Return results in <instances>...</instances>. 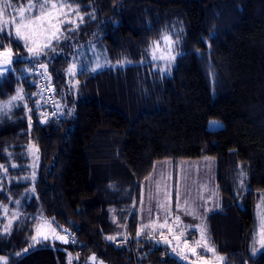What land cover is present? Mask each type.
Here are the masks:
<instances>
[{"label": "trees", "instance_id": "trees-1", "mask_svg": "<svg viewBox=\"0 0 264 264\" xmlns=\"http://www.w3.org/2000/svg\"><path fill=\"white\" fill-rule=\"evenodd\" d=\"M52 1L85 20L40 58L43 71L23 41L0 32V51L15 54L13 69L0 73V104L17 90L23 97L0 112V255L9 264H75L78 256L188 264L140 236L143 182L157 162L214 158L223 207L207 218L209 242L224 264H264V251L254 254L264 194V0ZM167 33L179 56L161 74L151 49ZM93 45L127 65L83 71L72 89L68 68ZM40 73L56 89L53 105ZM13 211L21 216L8 224ZM40 218L74 234L75 244L35 243ZM122 237L129 241L117 244Z\"/></svg>", "mask_w": 264, "mask_h": 264}, {"label": "rangeland", "instance_id": "rangeland-1", "mask_svg": "<svg viewBox=\"0 0 264 264\" xmlns=\"http://www.w3.org/2000/svg\"><path fill=\"white\" fill-rule=\"evenodd\" d=\"M7 2L11 6L4 9L2 19L9 20L15 16L18 20V14L14 11V9L18 7L12 4L10 0H7ZM32 2L36 3L35 1ZM52 2L57 4L63 2L65 5H69L64 1ZM4 3L5 0L0 1V5ZM23 6L26 7L27 4ZM71 8L77 10L69 16V19L75 20V24L61 25L62 35L60 37V41L65 35H67L70 28L77 29V27L85 20V14H83L80 9L75 6H71ZM65 10L67 11V8ZM33 15H36L35 11H33ZM8 31H12L11 24L8 25ZM165 37H170V39L166 40L164 39ZM39 42L42 41H38V43ZM52 43L53 45L56 44L55 41H52ZM151 52V61L153 62L155 68L159 70L161 74H170L175 66L176 59L179 56V50L174 36L171 33L162 35L161 38L153 45ZM153 52L157 59L152 58ZM12 53V61H14L15 54L13 50ZM170 56L174 57V59L169 60L168 57ZM160 57H163V59H160ZM28 58L33 59L29 53ZM73 65H75L74 68ZM97 65H99V67H97ZM126 65L127 62L113 63L110 59H108L106 53L102 49L93 45L90 48L82 50L79 55L75 57L73 63L68 68L67 75L72 89H77L79 86L78 74L83 71L96 73L113 66L116 67ZM37 68L39 71L44 70V67L38 66ZM70 68H72L71 72L69 71ZM93 68L96 70L92 71ZM0 69H5L2 73H6L9 69H13V65H0ZM16 102L17 101L13 102L10 100L6 103L0 104V112L4 109L14 108ZM8 105L10 106L5 108V106ZM39 156L40 154L38 148L35 146L32 153L34 168L38 167ZM160 203H164L165 209H170L171 218L168 220L167 225H165L164 222L169 213H167L165 209H161L159 207ZM222 207V196L217 184V161L214 158H203L197 161L183 160L175 162L173 160H167L157 162L152 175L143 182V199L140 208V225L138 232L140 236L151 234L158 240V242L160 241L164 243L165 239L172 241L171 244H164L168 245L175 255L181 254L186 257L185 259L188 264H201L200 260L197 258L198 256H202L204 260L213 261V264H224L225 259L222 255L218 254L216 251L215 254L210 252L205 253V249L203 247H196L198 250H196L197 253L195 252L194 254V260L187 258V256L193 254L191 248L195 247V245L192 244V241L198 240L195 239L194 235L189 233L190 228H193L200 233V227H203L206 230V243L214 249L209 242V232L206 219L210 214L220 211ZM189 211L193 212L194 215H187L186 212ZM13 213L16 215H12L11 217L5 215L8 224L9 221H16L13 219L16 217V219H18L21 216L19 211H13ZM262 214H264V194L262 195L256 209L257 231L255 234L254 254L264 251V247H261L258 242V229ZM177 216L179 217V221L176 220ZM177 224H179L183 230H189L184 232L185 236L181 237L179 242L174 239V234H178ZM37 229H39L40 235H37ZM169 229H171V231H169ZM43 235L48 236L47 241H56L66 244L64 241L56 239L57 236H62L61 230L56 224H54L53 221L46 218H40L36 226L34 236H37V239L43 242ZM185 238L189 244V247L187 248L184 247ZM200 239L201 238H199V240ZM128 241L127 237H122V239L115 242L122 245ZM219 257H223V260H219ZM72 260L73 257L71 258V261Z\"/></svg>", "mask_w": 264, "mask_h": 264}, {"label": "snow or ice", "instance_id": "snow-or-ice-1", "mask_svg": "<svg viewBox=\"0 0 264 264\" xmlns=\"http://www.w3.org/2000/svg\"><path fill=\"white\" fill-rule=\"evenodd\" d=\"M11 5L5 0V3L0 5V32H6L8 35H15V37L18 40H21L24 42L27 52L30 54V56L36 61L34 64V67H46L44 65L40 64V58L47 56V51H55V47L52 43V41H55L56 43H59L60 37L62 35L61 32V25L63 24H69L74 25L75 20L69 19V16L74 12L77 11L75 9H72L70 5H65L63 2L57 4L55 2H52V0H38V2L33 3L32 0H29V3L26 7L20 6L16 9H14L15 13L18 14V20L15 16H13L9 20L2 19L4 14V9L10 7ZM67 8V11L65 10ZM33 11L36 12V15H33ZM27 14V15H26ZM12 25V31H8V25ZM164 39L168 40L170 37H165ZM38 41H42L39 42ZM12 50L9 48H5L3 51H0V65H12ZM153 59H157L154 52L152 54ZM160 59H163V57H160ZM168 59H174V57H168ZM75 65H73V68ZM99 67V65H97ZM5 69H0V73H2ZM10 70V69H9ZM96 69L93 68L92 71H95ZM69 71H72V68L69 69ZM43 74V73H41ZM15 97H12V101L22 100L23 97L19 95ZM5 106V108L9 107ZM3 114V113H0ZM159 207L161 209H165L164 203H160ZM179 207V205H178ZM6 211V209H5ZM167 213H169L168 216H166L165 219V225H167L168 220L170 217V209H165ZM187 215H194L193 212L189 211L186 212ZM16 214L13 213V216ZM176 220L179 221V217H176ZM9 224H11V221H9ZM7 228V226H5ZM150 227V226H149ZM199 227V226H198ZM62 231H66L61 229ZM171 231V229H169ZM205 229L203 227H200V240H193L192 244L195 245V247H192V253L195 254L196 247H203L205 249V253H213L215 254V250L207 245L206 243V236H205ZM177 233L174 234V239L179 242L181 240V237L185 236L183 228L177 224ZM162 234V233H161ZM37 235H40L39 229H37ZM258 237H259V244L261 247H264V214L261 215L260 223H259V229H258ZM33 241L35 243L42 242L41 240L37 239V236H33ZM56 239L62 240L65 243L67 242L64 240V237L57 236ZM109 240L112 239V237H108ZM43 241L48 240L47 235L42 236ZM164 243L171 244L172 241L165 239ZM184 247H189V244L187 242V239H184ZM201 264H213V261L211 260H204L202 256L197 257ZM219 260H223V257H219ZM92 260H95V256L92 257ZM0 261H3V264H7V261L4 258H0Z\"/></svg>", "mask_w": 264, "mask_h": 264}, {"label": "built area", "instance_id": "built-area-1", "mask_svg": "<svg viewBox=\"0 0 264 264\" xmlns=\"http://www.w3.org/2000/svg\"><path fill=\"white\" fill-rule=\"evenodd\" d=\"M39 86H41V89L43 90L42 91L43 95L47 99L48 103L50 105H53V103L55 102L54 94L56 92V89L48 83V76L46 74L40 73ZM51 115L54 116L55 118H57V114H56V111L54 109H53ZM62 236L64 237V239L68 243L75 244L76 237L74 236V234H72L68 231H64V232H62ZM75 264H105V263H103L102 261H93L92 259L86 261V260H83L82 258H80L78 256Z\"/></svg>", "mask_w": 264, "mask_h": 264}, {"label": "crops", "instance_id": "crops-1", "mask_svg": "<svg viewBox=\"0 0 264 264\" xmlns=\"http://www.w3.org/2000/svg\"><path fill=\"white\" fill-rule=\"evenodd\" d=\"M207 218H208V217H207ZM50 221H51V220H50ZM206 221H207V219H206ZM187 230H188V229H184V232H187ZM189 230H190V231H189ZM189 230H188V231H189L190 234H194L195 239H198V240H199V238H201L200 233H198L195 229L190 228ZM196 250H198V248H197ZM196 253H197V252H196ZM182 256H183V255H182ZM3 257H6V258H4V259L7 261V264H9V260H10V258L7 257V256H4V255H0V258H3ZM187 258H189L190 260H194V259H195V256H194V254H191V255L187 256ZM94 261H96V260H94ZM0 264H3V261H0Z\"/></svg>", "mask_w": 264, "mask_h": 264}]
</instances>
